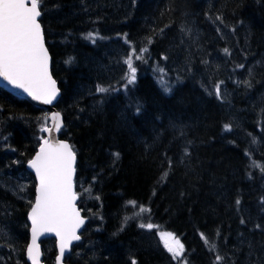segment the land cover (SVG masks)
Instances as JSON below:
<instances>
[{
	"label": "trees",
	"instance_id": "1",
	"mask_svg": "<svg viewBox=\"0 0 264 264\" xmlns=\"http://www.w3.org/2000/svg\"><path fill=\"white\" fill-rule=\"evenodd\" d=\"M40 3L88 219L65 264H177L160 232L184 245L181 264H264V0ZM142 47L127 84L124 60ZM45 124L44 110L0 88V264H27L34 181L24 200L11 179L26 175ZM54 256L43 242V261Z\"/></svg>",
	"mask_w": 264,
	"mask_h": 264
},
{
	"label": "snow or ice",
	"instance_id": "2",
	"mask_svg": "<svg viewBox=\"0 0 264 264\" xmlns=\"http://www.w3.org/2000/svg\"><path fill=\"white\" fill-rule=\"evenodd\" d=\"M40 17V0H0V78L14 88L21 89L32 100L51 104L57 97L58 89L56 81L49 72L50 56L45 46ZM92 37L93 34L89 33L88 38ZM149 43H151L150 38ZM147 51V48L142 47L138 50V54L135 49L128 52L124 60L128 68L127 84H134L137 78V68L133 60H143V54ZM71 62L72 58L65 61V63ZM165 90L168 91L167 88ZM96 91L104 93L109 89L97 86ZM216 95L219 99V86H217ZM142 107L138 101L136 115L141 113ZM59 115L54 113L52 116L55 122L53 127L57 130L60 128ZM224 127L227 129L229 126ZM42 130L51 131L46 128ZM75 160V152L68 143L43 139L35 155L28 161V166L35 173V200L31 202L27 213L28 220L31 222V241L27 244L26 255L31 264H40L41 253L37 238L43 233H55L59 250L56 264H61V257L71 242L80 239L77 230L85 223V220L81 217L75 203L78 198L74 191L73 179ZM20 190L23 191V188ZM129 203L135 208V201ZM236 203L240 204L239 199ZM145 211L148 209L141 205L140 212ZM241 223L245 221L241 220ZM139 227L151 230L154 225L141 223ZM2 232L3 230L0 229V233ZM159 236L172 259L176 260L177 264H181L184 259L182 256L184 245L171 232H160ZM201 239L206 245L208 244L203 234ZM223 260L224 257L220 255L215 257L217 264ZM130 264H137V260L132 257Z\"/></svg>",
	"mask_w": 264,
	"mask_h": 264
},
{
	"label": "water",
	"instance_id": "3",
	"mask_svg": "<svg viewBox=\"0 0 264 264\" xmlns=\"http://www.w3.org/2000/svg\"><path fill=\"white\" fill-rule=\"evenodd\" d=\"M40 19V18H39ZM46 46V44H45ZM47 48V47H46ZM50 56V54H49ZM50 66H51V58H50V61H49V72H50V75L52 76L51 74V69H50ZM53 78V77H52ZM54 79V78H53ZM57 84V83H56ZM0 88L3 89L5 92H7L8 94L16 97V98H19V99H22L26 102H28L29 104H31L33 107L37 108V109H45V110H48L49 111V114H48V126L46 127V129H51V131H43V139H50L52 140L53 142L55 141H64V140H61L59 138V134H60V131L63 129L64 127V120H63V117L61 115V113L56 110V104L60 98V90L58 89V85H57V89H58V93H57V97L53 100V102L51 104H44L40 101H34L31 99V97H29L26 93H24L21 89H17V88H14L12 85L8 84L7 81H5L3 78H0ZM54 113H59V121H60V128L59 130H57L56 128L53 127L54 125V120L52 119V116ZM45 129V128H44ZM42 139V140H43ZM41 140V141H42ZM66 142V141H64ZM68 143V142H66ZM40 145V144H39ZM39 149V147L37 148V150ZM36 153V152H35ZM35 155V154H34ZM74 168H75V163H74ZM25 170L31 174L34 178V181H35V173L34 171L28 166V162L25 164ZM74 177H75V173H74ZM73 177V179H74ZM75 191V190H74ZM34 200H35V188H34ZM78 200V198H77ZM76 203V207H77V201L75 202ZM82 217V216H81ZM85 220V223H86V219L84 218ZM27 221H28V224H29V231H28V243L31 241V232H30V228H31V222L28 220V217H27ZM85 223L83 225H81V227L77 230V234L79 235V233L83 230L84 226H85ZM53 238L54 241H55V245H56V252H57V255L59 254V250L57 248V238L55 236V233H43L42 235H40L38 238H37V244L39 245V248H40V264H43L41 262V259H42V250H41V245H40V241L43 240V239H46V238ZM80 240V239H79ZM79 240H75V241H72L71 244L69 245V248L65 251L64 255L61 257V264H63V259L64 257L69 253L70 251V248L73 244L77 243ZM24 257H25V261L28 263V264H31V261H29L27 259V255H26V249H25V252H24ZM55 264H56V258H55Z\"/></svg>",
	"mask_w": 264,
	"mask_h": 264
},
{
	"label": "rangeland",
	"instance_id": "4",
	"mask_svg": "<svg viewBox=\"0 0 264 264\" xmlns=\"http://www.w3.org/2000/svg\"><path fill=\"white\" fill-rule=\"evenodd\" d=\"M97 68L103 70L105 67H104V65L98 63ZM258 98L260 101H264V91L258 95ZM11 180H14L13 183L15 184V186H13V187L18 189V193L20 195L19 197H21V198L23 197V199L25 200V198H26L25 195L27 194V192H26V186H27V181H28L27 175H24L21 173V174H19V176L12 177ZM11 183L12 182L10 181V185H14L13 183L12 184ZM21 188H23V191L20 190ZM160 240H161V238H160ZM169 242H171V240ZM12 259H14V260L17 259L16 253H14V258L12 257Z\"/></svg>",
	"mask_w": 264,
	"mask_h": 264
}]
</instances>
